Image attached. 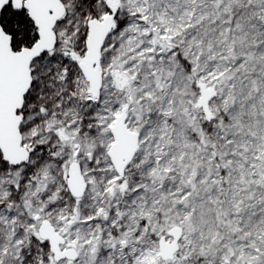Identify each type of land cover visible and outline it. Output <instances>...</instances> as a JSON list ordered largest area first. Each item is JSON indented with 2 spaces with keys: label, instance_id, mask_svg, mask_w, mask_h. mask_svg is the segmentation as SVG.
<instances>
[{
  "label": "snow or ice",
  "instance_id": "1",
  "mask_svg": "<svg viewBox=\"0 0 264 264\" xmlns=\"http://www.w3.org/2000/svg\"><path fill=\"white\" fill-rule=\"evenodd\" d=\"M0 264H264V0H0Z\"/></svg>",
  "mask_w": 264,
  "mask_h": 264
}]
</instances>
